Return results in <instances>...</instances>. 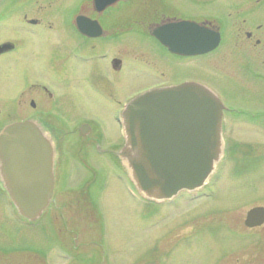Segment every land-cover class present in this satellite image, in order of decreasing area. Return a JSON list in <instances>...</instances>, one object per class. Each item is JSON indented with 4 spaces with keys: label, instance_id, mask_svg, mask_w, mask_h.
Instances as JSON below:
<instances>
[{
    "label": "rangeland",
    "instance_id": "1",
    "mask_svg": "<svg viewBox=\"0 0 264 264\" xmlns=\"http://www.w3.org/2000/svg\"><path fill=\"white\" fill-rule=\"evenodd\" d=\"M79 1L0 0V18L7 24L0 35L9 33L6 21L12 13L26 10L31 14L38 6L52 7L51 14L59 10L64 20ZM248 1L203 3V11L223 26L221 44L185 71L172 70L170 75L203 81L226 105L264 104V80L248 76L251 70L264 72V50L259 60L254 59L253 38L247 42L244 36L248 27L236 22L246 18L264 24V0L253 9L237 11ZM190 6L192 10L196 7ZM135 41H129V50L147 51ZM7 90V84L0 83V95H7ZM240 121L229 119L226 135L237 139L232 140L237 144H232L235 148L225 164L211 175L208 187L180 193L169 201L158 203L143 197L118 161L114 164L112 158L97 155L93 162L99 168L90 186L79 189L86 173L80 167L64 173L65 186L53 193L57 203L50 204L36 221L20 216L0 189V264H264V223L252 228L244 225L248 209L264 207V132L235 124ZM54 235L63 237L64 260L50 263L53 246L49 242ZM76 236L74 242L67 241ZM13 245L15 250L10 251Z\"/></svg>",
    "mask_w": 264,
    "mask_h": 264
},
{
    "label": "flooded vegetation",
    "instance_id": "2",
    "mask_svg": "<svg viewBox=\"0 0 264 264\" xmlns=\"http://www.w3.org/2000/svg\"><path fill=\"white\" fill-rule=\"evenodd\" d=\"M181 1L117 0L97 8L93 0H80L66 12L64 20L59 10L51 14L55 10L52 7L38 6L31 14L26 10L10 14L9 22L6 21L10 31L0 35V83H6L8 88L7 95H0V130L6 124L24 120L40 128L53 150V192H60L65 186L63 174L72 173L75 166L86 172L80 178L79 189L90 186L93 172L99 168L93 155L112 158L114 164L118 161L125 172L118 152L125 144L122 113L131 98L184 81L205 84L189 76L173 78L170 71H185L196 59H203L218 48L223 26L215 16L203 11L202 5L208 0H190L191 4ZM261 1L250 0L237 11L253 9ZM34 2L38 4L39 0ZM190 5H196L195 9ZM181 21L218 30V45L209 52L195 54L172 48L175 41L169 40L170 25ZM236 22L248 27L244 36L247 42L253 38V58L259 60V53L264 50L260 39L264 38L263 22L254 24L246 18ZM5 25L0 18V29ZM178 34L182 37L181 32ZM130 40L141 43L147 51L139 47L129 50ZM258 46L261 48L256 50ZM250 73L253 80H264V72ZM223 105L225 148L218 169L234 150L232 144H237L232 141L237 139L226 135L229 119L241 120L235 124H242L251 132L257 127L264 132V104ZM72 136L75 140H70ZM0 189L4 190L1 180ZM54 202L57 199L52 198L49 205ZM61 236L54 235L55 239L49 242L53 246L49 250L50 263L53 259L64 260ZM77 239L70 237L67 241ZM14 246L9 247L10 251L15 250ZM25 249L38 252L26 246Z\"/></svg>",
    "mask_w": 264,
    "mask_h": 264
},
{
    "label": "water",
    "instance_id": "3",
    "mask_svg": "<svg viewBox=\"0 0 264 264\" xmlns=\"http://www.w3.org/2000/svg\"><path fill=\"white\" fill-rule=\"evenodd\" d=\"M116 1L93 0L97 8ZM170 30L172 48L187 54L211 51L220 39L218 30L195 22H176ZM223 106L210 87L196 81L154 88L128 101L122 113L125 144L118 156L140 194L159 201L207 182L224 154ZM0 180L24 219L36 221L47 209L53 196V150L33 122L1 128ZM263 223V206L246 212L247 227Z\"/></svg>",
    "mask_w": 264,
    "mask_h": 264
}]
</instances>
